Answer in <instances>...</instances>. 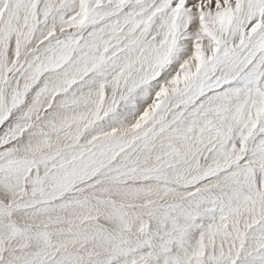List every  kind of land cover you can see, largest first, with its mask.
Instances as JSON below:
<instances>
[{"label": "snow or ice", "instance_id": "snow-or-ice-1", "mask_svg": "<svg viewBox=\"0 0 264 264\" xmlns=\"http://www.w3.org/2000/svg\"><path fill=\"white\" fill-rule=\"evenodd\" d=\"M0 264H264V0H0Z\"/></svg>", "mask_w": 264, "mask_h": 264}]
</instances>
